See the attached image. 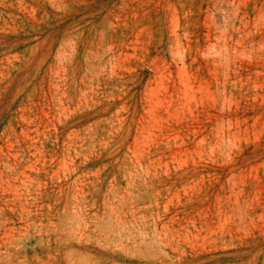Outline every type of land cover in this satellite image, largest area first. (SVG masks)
<instances>
[{"label":"rangeland","instance_id":"rangeland-1","mask_svg":"<svg viewBox=\"0 0 264 264\" xmlns=\"http://www.w3.org/2000/svg\"><path fill=\"white\" fill-rule=\"evenodd\" d=\"M0 264H264V0H0Z\"/></svg>","mask_w":264,"mask_h":264}]
</instances>
